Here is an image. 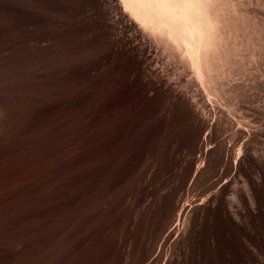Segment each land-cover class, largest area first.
<instances>
[{
    "label": "rangeland",
    "instance_id": "obj_1",
    "mask_svg": "<svg viewBox=\"0 0 264 264\" xmlns=\"http://www.w3.org/2000/svg\"><path fill=\"white\" fill-rule=\"evenodd\" d=\"M2 22L0 198L9 194L10 180L15 184L29 180V184L36 177L38 182L41 180L37 185L44 181L40 187L56 195L52 194L54 201L50 199L44 205L41 199L29 200L32 207L39 202L43 208L27 204L17 210L6 209L0 203L3 216H9L6 221L0 218V227L5 222L14 226L0 230V264H264V259L252 251L235 216L230 220L225 214L228 202L234 203L235 214L237 193L248 186L252 175L248 156L256 148L258 155H264V147H243L236 160L238 150L229 143L227 117L208 104L204 109L207 115L197 110L191 101L194 91L190 87L184 90V82L174 71H169L173 77H168V73L161 76L149 72L145 65H127L130 68L110 67L108 75L102 70L100 78L99 73L87 68L99 54L96 43L87 44L82 39L85 42L79 45L81 39L72 36L71 41L67 37L58 45L59 51L55 47V51H36L33 55L30 49L31 52L22 50L21 57L17 55L22 58L18 57V68L10 61L3 25L6 23ZM61 44L70 45V49ZM77 45L83 47L78 50ZM111 71L118 72L114 75ZM124 75H131V79ZM158 75L171 77L170 87ZM263 99L264 95L255 102H263L258 112H254L258 105H242L244 113L260 118L256 119L258 128L264 127ZM210 136L214 137L213 143L206 146ZM51 210L54 215L57 211V218H69L72 210L78 211L71 215L73 218L80 216L68 231L72 237L66 234L60 248L54 245L58 248L53 254L42 257L34 251L26 253V243H16L12 249L2 243L21 241L20 237L22 241H32L31 232H43L53 223ZM31 215H36L34 220ZM56 225L54 232L50 230L52 236L56 233L53 237L46 230L44 236L38 233V241L42 237L44 241L49 237L48 241H61L65 228ZM57 230L62 233L57 234Z\"/></svg>",
    "mask_w": 264,
    "mask_h": 264
},
{
    "label": "bare ground",
    "instance_id": "obj_2",
    "mask_svg": "<svg viewBox=\"0 0 264 264\" xmlns=\"http://www.w3.org/2000/svg\"><path fill=\"white\" fill-rule=\"evenodd\" d=\"M0 19L6 23V25H3L6 30L5 43L9 51L10 61L12 64L17 65L16 67L18 68L20 67L18 60L21 57L22 50L30 49L33 55L36 51H43V53L48 51L49 53V51H55L57 48L59 51L58 45L61 42L64 43L67 37L70 39L67 40L71 41L72 36L81 39L79 41L85 40L87 44L93 45V43H96V49L99 48V54H96L97 58L95 61L89 62V67L87 68H90L91 72L99 73V77L102 70H105L106 73V70L108 71L109 69L110 71V67L123 68V66L127 67V65H138V67L145 65V67L149 68V72L151 70L155 75L161 74V76H166L164 75L165 73H168L167 76H171L172 73L170 74L169 71H174L173 73H177L179 81L182 80L181 82H184V86H186L185 88L183 87L184 90L190 87L192 88H189L190 91H194L191 93L193 94L191 101L196 105L197 110L203 113L208 104L213 107V111L214 108L220 109L222 116L227 117V120L222 118L228 123L227 126L229 128L226 130L231 131V135L226 133L229 136V143L238 150L235 154L236 160H239L243 147H253L252 149L264 147V130H262L264 127H261L262 129L258 128L259 125L256 120L258 118L255 119L252 112L253 118H251L250 112L248 113L250 117L247 112L244 113L246 106L248 108L249 105L255 104L264 95V0H124V2L122 0H0ZM85 41L78 43L81 45ZM78 43L76 42L75 45ZM97 43L100 47H98ZM68 44L66 43V45ZM61 45L65 46L64 44ZM79 45L75 47L78 50L83 47L82 45L80 48ZM74 46L72 47L74 48ZM55 47L57 48L53 50ZM69 47L70 45L65 46V48ZM18 53L20 55V57L18 56L19 58L17 57ZM127 68L125 70H128ZM86 70L84 71L87 72ZM122 70L120 71L121 73L124 72ZM111 72L114 74L118 71ZM107 73L106 75H108ZM131 73L129 72V74ZM125 74L127 73L125 72ZM89 75L95 76L91 73ZM37 76L35 75V77ZM124 76L128 80L131 79V75ZM140 76L142 77V75ZM163 78L162 82L166 77ZM170 78L166 79L168 86L172 82V78ZM175 78L174 81H176ZM92 79L94 78L92 77ZM188 91L186 92L190 97ZM186 92L184 93L186 94ZM200 96L203 98H200V100H204L203 104L198 101ZM261 103H263L262 100L259 104ZM259 104H257L258 106L255 104L257 107L254 112L255 110L258 112L259 106H262V104ZM205 115L207 114L205 113ZM257 116H260V114L257 113ZM215 117L218 116L216 115ZM213 139L214 137H208L205 140L206 146H210L213 143ZM254 150L255 153L252 152L253 154L251 153L248 156L252 165V175L248 178V186L245 190L237 193L238 202L235 205L238 204V209L237 211L235 210V214H232V204L234 205V203L228 202L225 214L230 220H233L232 215L235 216V222L249 239L252 251L264 259V224L261 223L264 222V155H258L260 152L257 151V148ZM254 173L257 174V177L253 176ZM28 175L30 174L26 173V176ZM14 178L16 179L17 177ZM36 178L31 179L32 182L34 181L33 184H31L32 182L28 184L29 180L24 183L16 182V184L13 180H10L8 183L9 194L0 198L1 205L5 206L6 209H16L27 204V206H30L32 203L29 200L32 197L41 199V204L43 205L45 202H49L48 200L52 198L54 193L50 194L49 191L40 187L44 181H42L41 185H37L41 183V180L38 179L40 180L38 182ZM42 178V180L45 179L44 176ZM47 188L49 189V187ZM226 189L229 190V187ZM51 190L50 192H53ZM57 193L59 194V192ZM55 199L58 198L56 197ZM50 201H54V198ZM80 202L79 204L84 202V206L88 205L85 201ZM36 204L39 205V202H36ZM37 205L35 206L37 207ZM45 205H48V203ZM30 207L34 208L32 205ZM41 207L43 208V206ZM80 209L77 210L80 211ZM52 210L49 211L51 214H53ZM3 211L4 209H1L0 218H2V221H6L5 217L7 215L4 217ZM12 211L14 210L12 209ZM72 211L74 216L78 212L76 210ZM35 213L37 212L35 211ZM38 213L40 212L38 211ZM54 213L56 215L57 211ZM73 214H70V216L68 214L69 218H61L59 216L57 218L53 214V219H51L54 224H48L47 231L43 229L44 231L40 232L41 229L37 227L39 225L37 224L34 228L37 227L39 230L35 229L36 231L31 232V236H29L33 238L32 241H28V238L27 241H22L19 236L21 241H2V243H7L12 249L14 244L22 242L28 244L26 247L27 251L25 250L26 253L34 251L39 256L53 254L56 248L64 244L62 239L71 236H69L68 231L72 230L75 225L73 222L76 223V217L79 216L76 215L73 218L71 216ZM34 216L36 217V215ZM34 216L31 220H34ZM44 216H47V214L45 213ZM70 217L75 219V221ZM84 217H87V215ZM45 219L41 221L40 227H42ZM35 221L37 222V220ZM27 222L29 223V221ZM82 223L84 222L82 221ZM56 224H61V227L65 228V232L61 230L65 234L64 237H62L64 234L57 230L60 232L57 234L62 233L61 236L58 235L61 237V241L59 239L58 241H48L50 237H45V241L42 237L43 241H38L40 239L39 236H44L45 231H49V234L53 237L56 234L52 236ZM26 226L29 225L27 224ZM12 227L5 222L4 227H0V230H11ZM51 228L53 232L50 231ZM39 232L41 233L40 235H38ZM26 236L24 237L25 240ZM7 244L6 246H8ZM55 244H58V247H55ZM36 255L34 256L37 258Z\"/></svg>",
    "mask_w": 264,
    "mask_h": 264
},
{
    "label": "snow or ice",
    "instance_id": "obj_3",
    "mask_svg": "<svg viewBox=\"0 0 264 264\" xmlns=\"http://www.w3.org/2000/svg\"><path fill=\"white\" fill-rule=\"evenodd\" d=\"M122 2H124V0H122Z\"/></svg>",
    "mask_w": 264,
    "mask_h": 264
}]
</instances>
